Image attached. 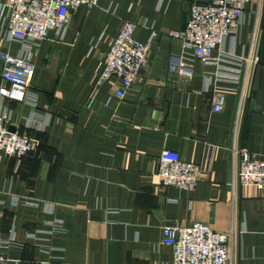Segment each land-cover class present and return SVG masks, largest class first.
Wrapping results in <instances>:
<instances>
[{"label": "crops", "instance_id": "1", "mask_svg": "<svg viewBox=\"0 0 264 264\" xmlns=\"http://www.w3.org/2000/svg\"><path fill=\"white\" fill-rule=\"evenodd\" d=\"M207 1L99 0L74 9L61 38L47 32L28 87L34 105L0 101V110L11 111L9 127L41 141L17 168L14 157H0L6 264H170L161 226L195 220L232 233L233 264H264V188L238 185L233 196L229 186L233 145L264 160V0L257 22L255 5H247L235 37L214 51L256 57L243 101L240 82L216 79L243 64L192 58L190 78L169 69L181 44L168 33L184 28L193 3ZM125 21L138 23L134 36L149 53L119 99L114 80L94 84ZM0 49L16 53L20 44L0 31ZM216 91L224 94L220 111L213 110ZM164 148L199 165L192 191L160 183Z\"/></svg>", "mask_w": 264, "mask_h": 264}, {"label": "built area", "instance_id": "2", "mask_svg": "<svg viewBox=\"0 0 264 264\" xmlns=\"http://www.w3.org/2000/svg\"><path fill=\"white\" fill-rule=\"evenodd\" d=\"M99 0H0V31H5L7 39L18 41L20 49L16 53L0 49L1 78L0 101L9 99L34 105L35 96L28 87L34 75L35 56L40 43L48 31L57 38L65 32L71 12L79 6L91 8ZM263 0H208L205 3H193L189 9V18L184 28L178 32H169L181 44L179 60L169 65V69L182 77L190 78L188 61L194 58L203 64L217 63V60H229L244 68H232V74L220 71L217 80L240 82L241 101L247 96L252 76V66L256 57L227 58L214 56V51L222 47L228 37H235L245 21L247 5H255L256 18ZM138 23L125 21L117 35L110 39L108 50L103 57L101 69L94 86L114 80V95L125 97L126 91L138 78L149 53V43H143L134 36ZM145 26V22L143 23ZM257 25V23H256ZM155 35V33H152ZM256 39V26L251 34V44ZM231 54H234L231 52ZM229 58H235L230 60ZM213 110L220 111L224 101L222 92L213 96ZM11 111L0 110V157L11 156L16 159V168L21 157L35 151L39 139L11 131ZM239 115L234 136L237 139ZM232 170L229 183L232 195L236 186L250 185L264 188V160L257 159L237 144L232 150ZM160 183L179 190L192 191L200 180V167L180 158L177 151L162 149L157 157ZM13 201H17L14 198ZM161 243L171 248L170 264H231L234 250V236L230 232L217 231L209 223L195 220L189 224L168 221L161 226ZM9 243V241H8ZM0 236V264H6L3 249L8 244ZM234 263V262H233Z\"/></svg>", "mask_w": 264, "mask_h": 264}, {"label": "trees", "instance_id": "3", "mask_svg": "<svg viewBox=\"0 0 264 264\" xmlns=\"http://www.w3.org/2000/svg\"><path fill=\"white\" fill-rule=\"evenodd\" d=\"M36 138L39 139V145L37 146L36 150H35V151H31V152H29L28 154L22 156V157H21V162H20V163H22V161H23L24 158L35 157V156L37 155V153H38V148H39V146H40L41 141H40V138H39V137H36Z\"/></svg>", "mask_w": 264, "mask_h": 264}, {"label": "water", "instance_id": "4", "mask_svg": "<svg viewBox=\"0 0 264 264\" xmlns=\"http://www.w3.org/2000/svg\"><path fill=\"white\" fill-rule=\"evenodd\" d=\"M9 129L11 130V131H14V127L12 126V127H9Z\"/></svg>", "mask_w": 264, "mask_h": 264}, {"label": "rangeland", "instance_id": "5", "mask_svg": "<svg viewBox=\"0 0 264 264\" xmlns=\"http://www.w3.org/2000/svg\"><path fill=\"white\" fill-rule=\"evenodd\" d=\"M231 264H233V259H231Z\"/></svg>", "mask_w": 264, "mask_h": 264}]
</instances>
